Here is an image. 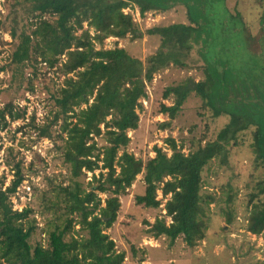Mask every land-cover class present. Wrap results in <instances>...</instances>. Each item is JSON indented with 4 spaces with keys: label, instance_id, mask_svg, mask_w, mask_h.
<instances>
[{
    "label": "trees",
    "instance_id": "1",
    "mask_svg": "<svg viewBox=\"0 0 264 264\" xmlns=\"http://www.w3.org/2000/svg\"><path fill=\"white\" fill-rule=\"evenodd\" d=\"M221 1L7 2L8 14L0 18V29L10 28L13 49L8 63L1 67L8 68L10 79L9 85L0 89V95L11 90L16 93L34 90V80L27 73L36 76L41 63L57 67L65 76L59 88L48 87L55 106L52 119L37 125L33 116L31 124L39 137L54 139L53 127L61 122L57 148L67 174L60 173L61 179L58 175H45L47 187L35 186L38 193L33 202L22 210L15 209L12 196L18 194L28 176L22 160L16 159L15 148L6 147L5 163L11 168L12 177L9 181L6 175L0 177V264H124L126 252L117 249L106 229L118 219L121 194L141 173L146 189L136 196V202L159 208V190L167 200L166 213L149 223V233L156 238L166 236L170 244L182 236L189 246H195L207 236L209 206L216 201L215 195L203 190V172L214 159L227 162L231 144H240L243 133L253 127V150L257 165L264 172V81L254 72L260 67L257 55L245 62L246 68L242 63L234 65L230 59H216L206 51L204 79L190 78L165 90L164 96H173L174 102L162 103L161 112L167 113L171 120L191 92L200 95L215 116L227 115L228 121L215 139L208 136L185 153L174 137H168L172 154L155 147L156 155L146 161L128 150L131 141L128 131L139 127L140 99L147 96L154 75L171 65L186 67L195 44L211 47V41L218 38L216 23L221 24V31H228L224 27L228 21L229 30L237 33L235 22L241 24L242 20L226 14V10L219 13L217 6ZM131 4L139 8L141 15L168 11L181 4L187 8L192 23L148 29L149 34L161 37V44L145 60L124 47H104L107 37L137 36V23L132 14L124 11ZM230 21L235 25L233 29ZM85 23L88 28H84ZM79 30L82 32L78 33ZM97 44L101 47L97 48ZM221 44L220 50L228 51L227 45ZM44 82L48 84L47 79ZM26 112L27 107L20 106L15 99L5 102L0 99V130L25 118ZM170 124L171 121H164L161 126L167 128ZM96 137L105 143L100 145ZM30 168L36 174L41 167L35 169L31 163ZM86 171L93 173L87 186ZM100 193L107 197L103 199ZM250 196L247 230L261 235L264 177ZM37 214L43 225L39 224ZM226 215L227 222H232L230 211L226 210ZM166 217H171V223H167ZM76 225L86 235L77 236Z\"/></svg>",
    "mask_w": 264,
    "mask_h": 264
},
{
    "label": "rangeland",
    "instance_id": "2",
    "mask_svg": "<svg viewBox=\"0 0 264 264\" xmlns=\"http://www.w3.org/2000/svg\"><path fill=\"white\" fill-rule=\"evenodd\" d=\"M8 1L0 0L1 19L8 14ZM217 7L219 13H225L226 10V14L242 20L241 24L235 22L236 26L229 22L232 29L233 26L238 27V31L234 30L237 33L229 30L228 21L224 25L225 28L228 27V31H221V24L216 23L215 35L218 38H212L211 47H203L201 43L195 44L187 66L171 65L156 73L153 81L148 84L147 96L140 99L142 106L138 109L139 127L128 131L131 137L128 150L144 161L156 155L155 147H161L171 155L168 137H174L178 146H182V150L188 153L200 140L208 136L215 139L219 130L228 121L227 115L215 116L196 92L190 93L173 120L167 113L161 112L162 103L172 105L174 102L173 96L168 98L164 96L168 87L190 78L196 81L205 78L208 51L216 59H230L234 65L242 63L246 68L245 62L257 55L256 61L260 60V67L254 72L259 74L261 81H264V0H223ZM125 9L132 14L137 23V36L133 34H128L124 38L110 36L104 40L103 46L124 47L130 54L142 60L156 52L161 44V37L149 34L148 29L172 23H192L187 8L181 4L168 11H149L144 15H141L139 8L132 4ZM216 12L217 8L215 14ZM84 28H88L87 23L84 24ZM221 43L227 45L228 51L220 50V46L223 45ZM100 47L101 44H97V48ZM12 49L13 37L10 28H1L0 89H5L9 85V70L8 68L2 70L1 67L8 63ZM40 67L36 76L27 73L34 80V90H21L18 93L11 90L0 95L2 102L12 98L20 106L27 107L25 118L14 120L6 129L0 130V177L6 175L7 181L12 177L11 168L5 163L7 146L15 148L16 159L22 160L28 176L19 188L18 194L12 196L14 208L19 210L33 202L38 193L34 189L35 186L39 189L47 187L45 175H58V179H61L63 176L60 173L67 174L57 148L61 141L57 137L61 122L53 127L56 131L54 139L39 137L38 130L31 124L33 116L37 125H44L52 119L55 106L51 101L48 87L52 90L59 88L65 78L57 67L49 68L45 63H41ZM45 79L48 84L44 82ZM164 121H171L170 126L163 128L161 123ZM253 130L254 127L243 133L240 144H231L227 162L217 158L205 168L203 190L215 195L216 201L209 206L207 236L195 246H189L182 236L178 237L174 244H170L166 236L156 238L149 233V223H154L157 217H162L166 213L167 200L159 190L158 199L161 200L159 208L138 204L136 196L145 193L146 184L144 173L137 176L134 183L120 196L121 206L117 221L106 229L116 242L117 249L126 252L124 264H264V233L256 235L247 230L251 210L250 193L254 191L256 183L264 177L263 168L257 165L253 150ZM96 139L100 145L105 143L100 137ZM31 163H34L35 169L41 167L36 174L30 168ZM99 171L96 170V173ZM86 172L85 186L93 174ZM100 196L103 199L107 197L105 193H100ZM226 210L230 211L232 216L230 223L227 222ZM36 217L39 224L43 225L40 214ZM166 218L167 223H171V217ZM76 230H79V233ZM75 231L77 236L86 235L80 230L79 225L75 226Z\"/></svg>",
    "mask_w": 264,
    "mask_h": 264
},
{
    "label": "built area",
    "instance_id": "3",
    "mask_svg": "<svg viewBox=\"0 0 264 264\" xmlns=\"http://www.w3.org/2000/svg\"><path fill=\"white\" fill-rule=\"evenodd\" d=\"M124 11L126 12V13H128V11L126 10V9H124ZM140 12V11H139Z\"/></svg>",
    "mask_w": 264,
    "mask_h": 264
},
{
    "label": "crops",
    "instance_id": "4",
    "mask_svg": "<svg viewBox=\"0 0 264 264\" xmlns=\"http://www.w3.org/2000/svg\"><path fill=\"white\" fill-rule=\"evenodd\" d=\"M153 236V235H152Z\"/></svg>",
    "mask_w": 264,
    "mask_h": 264
}]
</instances>
